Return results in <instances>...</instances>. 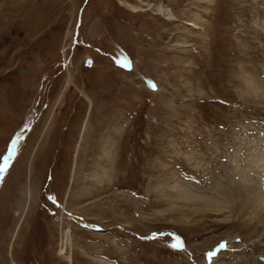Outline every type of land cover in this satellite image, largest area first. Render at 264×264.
<instances>
[{
    "label": "rangeland",
    "instance_id": "rangeland-1",
    "mask_svg": "<svg viewBox=\"0 0 264 264\" xmlns=\"http://www.w3.org/2000/svg\"><path fill=\"white\" fill-rule=\"evenodd\" d=\"M260 89L264 0H0V264H264Z\"/></svg>",
    "mask_w": 264,
    "mask_h": 264
},
{
    "label": "bare ground",
    "instance_id": "bare-ground-1",
    "mask_svg": "<svg viewBox=\"0 0 264 264\" xmlns=\"http://www.w3.org/2000/svg\"><path fill=\"white\" fill-rule=\"evenodd\" d=\"M141 4L144 5V3H141ZM153 6L154 5H152V7ZM146 7L149 8V9H151L150 8V5H148V6L146 5ZM153 10L155 11V13H157V14L161 15L162 17H164L165 20H170V19L171 20H175L173 18L174 15L167 8H163L162 6H155L153 8ZM186 25L187 26H190L188 23H186ZM127 68H128V72L129 73H131L132 75H135V73H136L135 66H130L129 65ZM116 129L118 130L117 132L120 133V131H119L120 129L119 128H116ZM115 136H117V134H115ZM113 141H114L113 138L111 136H108L106 138V140H105V143H104V146H103V149H102V156L105 158V160H106L107 163L111 162V158L113 157V152H112V149H113L112 147H113V144H114ZM257 162L260 164L259 159L257 160ZM98 174H99L98 177H100V178H102L104 180L105 179L106 180H109L110 175H111V172L108 170V167H103L102 166L101 169L99 170V173ZM263 182H264V180H263ZM19 193L21 194V200L24 201L26 199V196L28 194V191L26 190V188L24 186H20ZM180 195L182 197L186 196L184 194H180ZM263 195L264 194L261 192V194H256V195L247 197L246 200L243 202L242 209H245V210L247 209L246 211H249L250 210L249 212H251V213L253 212L254 215L260 216V214L258 212L264 211V196ZM263 215H264V213H263ZM260 262H262V261H260Z\"/></svg>",
    "mask_w": 264,
    "mask_h": 264
},
{
    "label": "snow or ice",
    "instance_id": "snow-or-ice-1",
    "mask_svg": "<svg viewBox=\"0 0 264 264\" xmlns=\"http://www.w3.org/2000/svg\"><path fill=\"white\" fill-rule=\"evenodd\" d=\"M123 64L124 65H127L128 64V61L125 59L123 61ZM16 141H13L12 145H11V148L9 149V152H8V156L5 157V161H4V165L3 166H0V174H3V172L6 170V167H7V162L8 160L11 159L12 155L14 154L15 152V148H16ZM180 245L177 244V245H173V247H179ZM221 247H223V245H221ZM215 253H209V256H214Z\"/></svg>",
    "mask_w": 264,
    "mask_h": 264
},
{
    "label": "water",
    "instance_id": "water-1",
    "mask_svg": "<svg viewBox=\"0 0 264 264\" xmlns=\"http://www.w3.org/2000/svg\"><path fill=\"white\" fill-rule=\"evenodd\" d=\"M85 62L86 63H90L91 62V60L89 59V58H85ZM2 176V175H1ZM260 260L262 261V262H264V258H260Z\"/></svg>",
    "mask_w": 264,
    "mask_h": 264
},
{
    "label": "clouds",
    "instance_id": "clouds-1",
    "mask_svg": "<svg viewBox=\"0 0 264 264\" xmlns=\"http://www.w3.org/2000/svg\"><path fill=\"white\" fill-rule=\"evenodd\" d=\"M262 95H264V89L258 90Z\"/></svg>",
    "mask_w": 264,
    "mask_h": 264
},
{
    "label": "flooded vegetation",
    "instance_id": "flooded-vegetation-1",
    "mask_svg": "<svg viewBox=\"0 0 264 264\" xmlns=\"http://www.w3.org/2000/svg\"><path fill=\"white\" fill-rule=\"evenodd\" d=\"M88 99V98H87ZM88 101H89V99H88Z\"/></svg>",
    "mask_w": 264,
    "mask_h": 264
}]
</instances>
